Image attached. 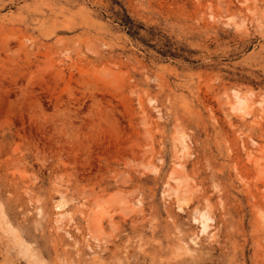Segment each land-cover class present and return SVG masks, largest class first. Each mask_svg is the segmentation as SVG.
Here are the masks:
<instances>
[{"label": "rangeland", "instance_id": "obj_1", "mask_svg": "<svg viewBox=\"0 0 264 264\" xmlns=\"http://www.w3.org/2000/svg\"><path fill=\"white\" fill-rule=\"evenodd\" d=\"M260 100L264 0H0V264H264Z\"/></svg>", "mask_w": 264, "mask_h": 264}, {"label": "bare ground", "instance_id": "obj_2", "mask_svg": "<svg viewBox=\"0 0 264 264\" xmlns=\"http://www.w3.org/2000/svg\"><path fill=\"white\" fill-rule=\"evenodd\" d=\"M234 96H235V108L234 109H240V110H243L244 109V106L246 104V98L242 97L240 94H239V91H235L234 93ZM257 105H258V108L262 109L264 108L263 107V101L260 100L259 102H257ZM184 137H182V139H180V143L182 144L183 148H185V144H184ZM180 164H177V166L179 167ZM175 170V169H174ZM175 173V172H174ZM185 179V178H184ZM184 179H181V178H177L175 181L177 183V185L175 186L174 188V194H176V197H177V200H178V205H179V208L182 209V205L187 202L186 200V195H187V191L188 190V184L185 185V181ZM185 186H187V188H185ZM173 191V190H172ZM112 195V194H111ZM115 195V194H114ZM110 197V196H109ZM108 197V199L106 198L105 200L103 199L102 201L100 200L99 202H97V209L95 211H97L99 209V211L101 210L102 213H103V210H104V207L107 206L106 205V202H112V203H117L119 202L120 204H124L123 203V198L120 197V196H111L110 198ZM61 198V197H60ZM62 199V198H61ZM109 200V201H108ZM111 203V204H112ZM58 208H62L64 206V201L63 200H59L57 205H56ZM1 209V207H0ZM98 212V211H97ZM3 217V215H2ZM1 217V218H2ZM197 220H199V222L201 223V226H202V232H207L208 231V228H209V222L210 220H212V217L210 216V213L209 211L207 210H204L202 211L200 214H199V217L196 218ZM61 221V219H60ZM4 223V222H3ZM5 224V223H4ZM3 226V225H2ZM11 225H7V229L4 231L10 235H14L16 234V230L17 229H14L12 227H10ZM98 228V227H97ZM95 237V235H94ZM22 240V239H20ZM14 241V240H13ZM18 242V240H17ZM24 246V250H23V254L24 256L27 255V253L30 251V245L29 244H26V245H22ZM21 247V246H20ZM23 248V247H22ZM22 252V251H21ZM36 262V261H35Z\"/></svg>", "mask_w": 264, "mask_h": 264}]
</instances>
